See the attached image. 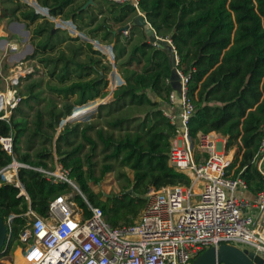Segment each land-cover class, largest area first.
<instances>
[{
  "label": "trees",
  "instance_id": "obj_1",
  "mask_svg": "<svg viewBox=\"0 0 264 264\" xmlns=\"http://www.w3.org/2000/svg\"><path fill=\"white\" fill-rule=\"evenodd\" d=\"M35 1L50 17L64 21L82 20L86 13L77 4L81 0ZM92 1L100 2L104 10L99 15H106L120 29L138 16L131 3ZM0 5L1 21L9 18L29 31L33 53L27 60L45 69L52 83L46 85L48 94L62 99L57 103L41 96L40 78L31 80L9 120L0 119V137L12 134L14 158L28 166L17 171L26 197L19 188L0 180V216L4 222L13 216L7 250L1 257L15 250L20 232L29 227L28 209L46 217L49 203L70 193L69 185L51 183L36 170L50 169L54 158L79 189L69 200L86 217L90 216L87 203L99 207L114 228L134 224L150 188L189 186V179L168 165L173 126L161 107L173 90L174 71L165 48L152 45L145 36L132 44L131 32L122 38L110 26L95 25L89 37L112 44L115 68L124 84L113 90L110 102L94 109L95 119L69 122L74 107L106 98L108 80L102 76L110 73L111 65L103 62L105 56L90 43L69 36L19 0H0ZM138 9L157 37L171 41L178 60L175 69L188 76L187 98L194 106L188 124L190 138L195 142L199 133L215 132L227 138L226 148L237 146L241 158L235 176L244 168L240 178L247 193L256 196L263 190V180L250 162L264 134V0H138ZM36 74L34 67L25 78ZM119 82L114 73L111 85ZM31 102L45 104L27 124L29 114L21 106L31 108ZM11 162L12 157L0 147V170ZM116 169L130 173L118 174L125 183L123 191L102 200L104 195L95 193L90 184L101 183ZM13 264H26L20 250Z\"/></svg>",
  "mask_w": 264,
  "mask_h": 264
},
{
  "label": "built area",
  "instance_id": "obj_2",
  "mask_svg": "<svg viewBox=\"0 0 264 264\" xmlns=\"http://www.w3.org/2000/svg\"><path fill=\"white\" fill-rule=\"evenodd\" d=\"M108 1L131 3L137 14L141 13L138 0ZM44 17L57 19L48 12ZM127 25L129 28L120 32L124 37L131 28L130 23ZM55 26L65 29L63 22ZM101 47L100 53L113 62L111 48ZM21 65L19 62L15 80L14 76L10 77L13 86L18 84L17 76L33 72L31 67H24L22 71ZM176 72L180 92H170L167 109L162 113L173 126L168 165L186 176L189 186L150 188L138 219L123 227L110 226L102 210L87 202L90 216L86 217L66 195L49 203L46 217L28 209L25 216L31 222L18 236V242L25 247L21 254L26 264H192L203 251L222 244L246 250L264 262V134L250 162L263 180V190L251 199L245 198L247 185L240 178L244 168L235 176L241 158L237 146L226 148L227 138L215 132L199 133L193 145L188 124L194 106L187 98L188 76ZM19 102L20 97H15L13 92L11 99L0 107V119L8 121ZM0 147L12 157L11 164L0 170V180L23 192L17 171L28 166L15 160L12 134L0 137ZM227 154L235 159L229 160ZM53 161L50 169L36 170L51 183L77 189L69 178V171L56 159ZM12 219L13 216H9L4 222L9 231Z\"/></svg>",
  "mask_w": 264,
  "mask_h": 264
},
{
  "label": "rangeland",
  "instance_id": "obj_3",
  "mask_svg": "<svg viewBox=\"0 0 264 264\" xmlns=\"http://www.w3.org/2000/svg\"><path fill=\"white\" fill-rule=\"evenodd\" d=\"M19 1L23 5H28L29 7L33 8L35 13L43 15V16H47V11L45 9L39 7L35 0H19ZM84 2L85 1L81 0V1H78V3H77V4H80V3L82 4V6L80 8L81 11H86L82 20H80L79 17L72 18L68 21H64L63 19H60V18L54 19V21L51 19H49V20L54 22V24H56L58 22L65 23V26H64L65 29H62V30L67 31L68 35L73 37V38L79 37L82 42L90 43L92 45V49H95V50L101 52L100 50H102V48H103L101 46H104V47L111 48V50H112V45L107 44V43H100L99 40L91 39L89 37V34H88V27L85 25V24L93 25L94 21H92V20H93V18H96L98 23H100V24L103 23V25H105V28H107L109 26H110L109 28H112L114 26L113 23H111V21L106 17V15L103 17H101L102 14L99 15L101 13L100 11L104 10L103 5H101V3L98 1L92 2V0H91V3L88 4L87 6H85L87 2H85V3ZM0 7L2 9L1 5H0ZM0 13H1V11H0ZM11 23H13V22H10L9 18L3 19L0 23V31L4 32L6 34V37L1 38L0 41H7L8 42V46H7V44H5V45L3 44L0 47V94H4L5 100L9 101L11 98V93L10 92L7 93V91L13 90V88H14L13 92H15V97L18 96V97H20V99H22V98H24L23 96H24V93L26 91L28 84H30L32 82L31 80H36V79L40 78V80H41L40 85H39L40 87L37 90L40 89L41 96L48 98V99H53L55 102L59 103L62 99L60 97H56L54 95L48 94V91L46 90V85L48 83H50V81H48L47 76H46L47 73H45L43 68L41 66L39 67V65L36 64V62H33V60H27V57L32 54L31 53L32 51L30 52L29 49L25 50L26 48H28V45H30L29 35H26V37H24V35L19 34L18 32H16L14 30V28L9 26ZM100 27H101V25H100ZM22 31L23 32L27 31V29L25 28V25H24V28L22 29ZM133 32L135 33V36L132 37V43H134V44L140 43L143 39V35L138 31V28H135V30ZM15 45H16V47H15ZM12 46H13V48L15 47L16 49H12ZM25 46H27V47L25 48ZM108 54H110V52H108ZM15 55L21 56V59L14 62L13 60L16 59ZM105 57L106 58L103 59L104 63L108 62L107 61L108 56H105ZM109 59H112L111 55H110ZM19 62L22 63V65H21L22 71H24V69H23L24 67L29 68L30 66L32 67L34 64H36L35 66L38 67L37 69H38V72H40V74L33 75V77H31V79L25 78V76H27L26 73H24L23 76H17L18 77V84L16 86H13L10 84V77L14 76L15 73L18 71V63ZM116 71H117V69L115 68L114 64L112 65V63H111V71L108 75L105 76V79L108 80V88H107L108 95L106 96V98H104L103 100H95L92 103H88V104H86V106L83 107V109H79V108L74 107L73 115H72L73 117L71 116L70 119L68 118L69 122H88V121H91L92 119H95L94 118L95 117L94 109L92 107L95 105H98V104L108 103L110 101V94H111L112 90H115L117 88L116 86L113 87L111 85V81L109 80L111 78V75L116 73ZM14 78H16V77L14 76L13 80H15ZM50 84H52V83H50ZM2 98H3V96L0 95V100H2ZM45 100H47V99H45ZM1 104L4 105V103H1ZM18 104H21V102H19ZM30 104L32 106L31 108H28L23 104L21 106L29 114L28 121H26L27 124H31V122L33 121L34 114L36 113L37 110H39V108H41L45 104V102H41L40 106H38L32 102ZM80 110H82V111H80ZM49 165L51 167L52 163H49ZM100 169H101V166L98 165L97 171H96L97 174L100 172ZM123 171L130 175L128 170L125 169ZM123 171L116 169L113 172H111L110 174H108L107 177L101 183H99L97 185H94L93 183H91L90 186H91L92 190L95 193H102L104 195V197H102V200H104L107 196L119 195L123 191L125 183H124V180L122 178H120V176H118V174H119V172H123ZM78 192H79L78 187H77V189L70 187V193L67 194L66 196L68 198H72V196ZM9 216L12 217L11 215H9ZM138 217H137V219H138ZM29 220H31V219H29ZM17 244L18 245L14 244L15 250L10 252L7 257H1L0 256V260L5 261L4 263L0 262V264H5L6 262H9L11 264L14 263L16 251L17 250L21 251L22 249L25 248L24 246H21V244L19 242Z\"/></svg>",
  "mask_w": 264,
  "mask_h": 264
},
{
  "label": "water",
  "instance_id": "obj_4",
  "mask_svg": "<svg viewBox=\"0 0 264 264\" xmlns=\"http://www.w3.org/2000/svg\"><path fill=\"white\" fill-rule=\"evenodd\" d=\"M90 3L91 0H88L85 6ZM135 24L143 29L145 36L151 44L165 48L168 53L171 54V67L174 71V74L171 76L170 82L173 86V89L176 92H180L179 76L175 69L177 64L176 55L174 53V48L171 41L169 39L157 37L155 31L147 22L145 16L142 13L138 14V16L134 19L133 25ZM14 25L23 27V24L17 22H13L9 26L11 27ZM128 28L129 26L126 25L119 29L118 32L127 30ZM25 33L28 35L27 31ZM102 78H105V76H102ZM69 119L67 121H69ZM7 240V228L0 216V253H2V251L6 248ZM192 264H264V262L259 257L254 256L252 253H248L246 250L242 251L235 246L222 244L218 247H210L206 249L193 260Z\"/></svg>",
  "mask_w": 264,
  "mask_h": 264
},
{
  "label": "crops",
  "instance_id": "obj_5",
  "mask_svg": "<svg viewBox=\"0 0 264 264\" xmlns=\"http://www.w3.org/2000/svg\"><path fill=\"white\" fill-rule=\"evenodd\" d=\"M87 2V1H86ZM93 2V1H92ZM103 15L104 14H102L101 15V17H103ZM133 22H134V20L132 21V22H130V24H131V28H130V31H129V34H128V36L129 35H131V37L130 38H132L133 36H135V33L133 32L134 30H135V28H138V31L143 35V36H145V33H144V31H143V29L141 28V27H139L138 25H133ZM98 24V21L96 20V22H94L93 23V25H91V26H89L88 27V32L90 31V30H92L94 27H95V25H97ZM133 27V28H132ZM135 27V28H134ZM23 28H24V24H23ZM122 28V27H121ZM120 29V27H118V26H116V25H114L112 28H110V30L112 31V32H115V33H113L114 35H121L122 36V38H125L120 32H118V30ZM1 32V31H0ZM28 32V35H29V37H30V33H29V31H27ZM130 32H131V34H130ZM127 36V37H128ZM3 37H6V34L4 33V32H1L0 33V40H1V38H3ZM24 37H26V36H24ZM146 37V36H145ZM147 38V37H146ZM132 40V39H131ZM147 42H149V40L147 39ZM150 43V42H149ZM5 45V44H7V46H8V42L7 41H0V47L2 46V45ZM132 44H134V43H132ZM110 45H112V44H110ZM153 45V44H152ZM13 47V46H12ZM15 47H16V45H15ZM27 46H25V48H26ZM7 49V48H6ZM27 49H29V51L31 52V53H33V46L31 45V43H30V45H28V48H26L25 50H27ZM93 50H95V49H93ZM29 53V52H28ZM27 53V54H28ZM21 54V53H20ZM32 55V54H31ZM16 56V55H15ZM14 57V56H13ZM21 59V56H16V59L15 60H13L14 62H16V61H18V60H20ZM33 62H36L35 60H33ZM109 62V61H108ZM176 62H177V57H176ZM111 63H112V65L114 64V60H113V62H111V60H110V62H109V64L111 65ZM36 64H37V62H36ZM36 64H34L31 68H38L37 66H35ZM114 66H115V64H114ZM39 67H40V65H39ZM44 71H45V69H43ZM118 71V70H117ZM116 71V74L118 75V77H119V79H120V82L117 84V85H114V86H117V87H119V86H121V85H123L124 84V81H123V79L121 78V76H120V74L118 73ZM46 72V71H45ZM39 74H40V72H39ZM111 77H112V75H111ZM48 79V78H47ZM105 79V78H104ZM49 80H51V79H48V81ZM107 80V79H106ZM110 81H111V78L109 79ZM53 81V80H52ZM171 83V82H170ZM179 85H180V79H179ZM174 90V89H173ZM172 90V91H173ZM175 91V90H174ZM113 92V91H112ZM112 92H111V94H110V101L112 100ZM109 101V102H110ZM156 101L157 102H159L160 100H159V98H156ZM93 102V101H92ZM92 102H89V103H92ZM99 105V104H98ZM98 105H95V106H93L92 108L93 109H95ZM84 106H86V105H83V106H80V107H75V108H79V109H83V107ZM164 109H167V103H165V104H163V106L161 107V110L163 111ZM80 111H82V110H80ZM172 143V139L170 140V144ZM193 145H195V143L193 142ZM196 155H198L197 154V152L195 151V156ZM54 159H56V158H54ZM54 162V161H53ZM23 191V190H22ZM20 194L21 195H25V192L23 191V192H20ZM243 197H245V198H253V197H251V195L250 194H248L247 192L246 193H244L243 194Z\"/></svg>",
  "mask_w": 264,
  "mask_h": 264
},
{
  "label": "bare ground",
  "instance_id": "obj_6",
  "mask_svg": "<svg viewBox=\"0 0 264 264\" xmlns=\"http://www.w3.org/2000/svg\"><path fill=\"white\" fill-rule=\"evenodd\" d=\"M11 27L14 28V30H15L16 32H18L19 34L26 36V33L22 31L23 27L16 26V25L11 26ZM12 49H13V47H12ZM13 90H14V88H13ZM13 90H8V91H7V93H8V92L11 93V97H12V94H13ZM0 95L3 96L2 100H0V107H1V106H3L1 103H4V104H5V102H8V101L5 100L4 94H0ZM10 99H11V98H10ZM231 157H232L231 154H229V155L227 154V158H228L229 160H231Z\"/></svg>",
  "mask_w": 264,
  "mask_h": 264
}]
</instances>
